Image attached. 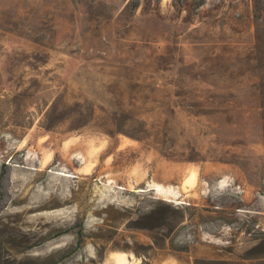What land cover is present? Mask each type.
Returning a JSON list of instances; mask_svg holds the SVG:
<instances>
[{
  "label": "rangeland",
  "instance_id": "obj_1",
  "mask_svg": "<svg viewBox=\"0 0 264 264\" xmlns=\"http://www.w3.org/2000/svg\"><path fill=\"white\" fill-rule=\"evenodd\" d=\"M136 1L0 0V264H264V11Z\"/></svg>",
  "mask_w": 264,
  "mask_h": 264
},
{
  "label": "trees",
  "instance_id": "obj_2",
  "mask_svg": "<svg viewBox=\"0 0 264 264\" xmlns=\"http://www.w3.org/2000/svg\"><path fill=\"white\" fill-rule=\"evenodd\" d=\"M131 2L133 4V7L135 8L138 7V2L136 0H131ZM263 4H264V0H254L253 6H254V11H255V16L257 15L258 11L260 10L264 11V7L261 6ZM182 6H184V3L181 4L180 2H178V7H182ZM185 214H186L185 209L175 208L171 204L161 202L158 204L157 207L151 209L150 212L147 213V216L155 215V220L150 221L153 227H149V228L150 230H157L158 224H160V225L167 226L169 229H173L185 222L186 220ZM133 221L136 224L143 223L145 222L144 216L138 217L137 219ZM136 228L141 229V230H146L145 227H142V226L136 227ZM260 251L264 252V239H262L255 247H253L250 250V252H260Z\"/></svg>",
  "mask_w": 264,
  "mask_h": 264
}]
</instances>
